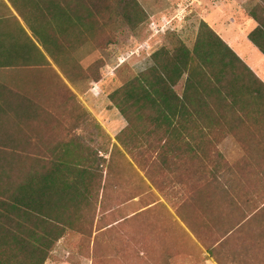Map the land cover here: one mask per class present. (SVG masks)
<instances>
[{"label":"trees","instance_id":"trees-1","mask_svg":"<svg viewBox=\"0 0 264 264\" xmlns=\"http://www.w3.org/2000/svg\"><path fill=\"white\" fill-rule=\"evenodd\" d=\"M261 1L249 11L257 26L247 38L264 56ZM146 20L137 0H0V264H45L68 231L92 225L114 155L125 159L116 145L100 156L109 141L62 77L98 82L100 66L82 69L71 53L87 42L106 50L113 27L134 31ZM150 61L109 95L126 121L117 143L151 181L163 178L161 190L171 175L189 180L200 214L211 205L233 210L248 166L261 163H230L220 146L231 139L248 155L251 137L264 160V83L203 21L190 49L161 47ZM68 119L72 127L62 125ZM78 126L97 131L96 148L70 136Z\"/></svg>","mask_w":264,"mask_h":264},{"label":"rangeland","instance_id":"rangeland-1","mask_svg":"<svg viewBox=\"0 0 264 264\" xmlns=\"http://www.w3.org/2000/svg\"><path fill=\"white\" fill-rule=\"evenodd\" d=\"M137 1L147 15L141 27L134 31L126 26L113 27L115 40L108 49L98 50L93 43L87 42L71 53L82 69L93 64L100 66L98 82L86 78L69 83L53 66L109 141L108 153L100 156L109 159L112 146L116 145L125 162L114 155L118 164L113 165L111 177L106 181L105 197L94 212L92 225L84 233L68 231L45 264H210L203 252L207 242L201 241L202 236L206 238L215 224L234 225L241 220L243 211L247 212L243 218L249 217L264 205V160H260L251 137L247 138L250 142L248 155L231 139L220 146L230 163L241 162L246 156L261 163L260 166L253 163L248 166V182L239 188L241 194L236 198L233 210L226 213V208L211 205L200 214V209L189 204L186 186L189 180L185 179L181 184L171 180L174 177L171 175L167 189L161 190L163 178L157 175L155 180L158 182L151 181L121 149L116 136L124 129L126 121L109 101L114 90L151 65L150 56L157 49H171L178 42L190 49L201 21L225 42L229 38L230 41L237 39L238 45L226 43L264 83L261 70L258 73L253 68L255 64L264 69V64L245 44V37L257 25L249 17V11L261 7L262 1ZM182 86L183 81L175 87L178 94ZM55 110L59 113L58 108ZM73 123L72 119L62 121L63 126L72 127ZM53 124L56 126L58 122L48 121V125ZM96 132L92 127L84 130L83 126H78L70 136H80L86 144L96 148ZM48 133L50 137L61 136L58 132ZM90 138L94 139L93 143H89Z\"/></svg>","mask_w":264,"mask_h":264},{"label":"crops","instance_id":"crops-1","mask_svg":"<svg viewBox=\"0 0 264 264\" xmlns=\"http://www.w3.org/2000/svg\"><path fill=\"white\" fill-rule=\"evenodd\" d=\"M256 26L255 24L252 30ZM247 36L245 37L247 40L245 44L250 46L249 49L251 51L256 52L259 62L264 64V56L249 42ZM226 42L238 45L237 39L234 38L231 41L229 38V41L227 39ZM253 68L257 72L261 70L260 73L264 76V69L259 68L255 64ZM263 207L264 205L261 208H257V211L255 210L251 216L245 218L243 216L247 212L243 211L240 217L241 220L231 225V227H228V223H224L223 225L215 224L213 228L211 227L208 231V236L206 238L202 236L201 240L202 242H207L206 250L203 251L207 256V262L210 264H264Z\"/></svg>","mask_w":264,"mask_h":264}]
</instances>
